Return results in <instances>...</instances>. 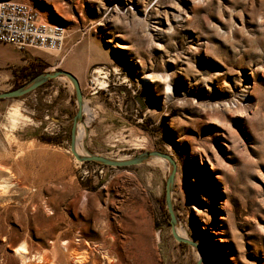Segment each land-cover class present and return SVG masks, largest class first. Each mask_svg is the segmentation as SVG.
Here are the masks:
<instances>
[{
	"label": "rangeland",
	"instance_id": "rangeland-1",
	"mask_svg": "<svg viewBox=\"0 0 264 264\" xmlns=\"http://www.w3.org/2000/svg\"><path fill=\"white\" fill-rule=\"evenodd\" d=\"M0 1L62 30L61 50L32 51L45 72L77 78L91 113L80 120L84 153L168 155L176 225L203 249L202 264H264V0ZM13 57L0 46L1 66ZM96 71L108 72L104 83ZM17 80L2 74L0 93L26 83ZM76 111L65 77L0 100V182L10 183L0 193V264L11 241L26 240L37 257L56 237L68 241L67 264L83 250L89 264L106 252L114 264H195V248L171 236L169 163L76 160Z\"/></svg>",
	"mask_w": 264,
	"mask_h": 264
},
{
	"label": "water",
	"instance_id": "water-1",
	"mask_svg": "<svg viewBox=\"0 0 264 264\" xmlns=\"http://www.w3.org/2000/svg\"><path fill=\"white\" fill-rule=\"evenodd\" d=\"M59 77H65L71 82L73 89H74V93H75V100L77 103V111H76V113L73 117V121H72V128H71V134H70V145H69V150L72 153L73 157L80 162H93V163H96L99 165H103V166H107V167H113V168H125V167L136 166V165L143 163L144 161H147L151 157H159L161 159L166 160L169 163V165L171 166V170H170V174H169V176L165 182L164 204L166 206V210H167V213L169 216V225H170L171 236L178 243L186 244L188 246L195 248V250L199 254V258L197 259L195 264H202L205 261V253H204L203 249L200 246H198L196 243H194L188 239L178 237L174 231V226H176V218H175V215L173 212L170 194H171V189H172L174 174H175V163L168 155L153 151V152L141 153V154H139V155H137L131 159H127V160H112V159H108V158H104V157L96 156V155H92V154H88V156H86V157H80L75 153V151H74V134H75L76 123L78 121H80L81 117H82V112H81L82 94H81V90H80L78 80L72 73H70L68 71H64V70H59V71H55V72L43 71L41 74L35 76L31 80H29L28 82L23 84L22 86L14 89V90H11V91L0 93V100L21 97L23 95H26V94L34 91L35 89H37L40 86L47 83L48 81H50L52 79L59 78Z\"/></svg>",
	"mask_w": 264,
	"mask_h": 264
},
{
	"label": "built area",
	"instance_id": "built-area-1",
	"mask_svg": "<svg viewBox=\"0 0 264 264\" xmlns=\"http://www.w3.org/2000/svg\"><path fill=\"white\" fill-rule=\"evenodd\" d=\"M62 39L60 28L40 23L37 13L24 4L0 1V43L23 52L26 48L59 51ZM95 74L103 82L108 72L96 71ZM91 84L97 91L104 89V86L97 87L94 82Z\"/></svg>",
	"mask_w": 264,
	"mask_h": 264
},
{
	"label": "bare ground",
	"instance_id": "bare-ground-1",
	"mask_svg": "<svg viewBox=\"0 0 264 264\" xmlns=\"http://www.w3.org/2000/svg\"><path fill=\"white\" fill-rule=\"evenodd\" d=\"M83 111L87 115L86 121H88L91 113H87V110L85 107V102L82 99V101H81V112H83ZM75 127L76 128H75V134H74V151L78 156L86 157V156H88V154L84 153L80 148L82 146L81 145L82 139L86 137V130H85L86 126L84 124L80 123V121H78L76 123ZM6 137H8V136H6ZM148 161L151 165L165 166V160H163L159 157H151L148 159ZM214 178H217V177L214 176ZM9 184L10 183L7 180V178L4 179L3 181L1 180V182H0V193H1V195L4 194V192L9 188ZM170 198H171V194H170ZM0 200H1V198H0ZM3 202H5V201H3ZM48 212H50V211H46V213H48ZM174 231L178 237L187 239L186 235H185L186 234L185 231L180 229L177 225L174 226ZM3 234L4 235H3V238L1 241L6 240V234L5 233H3ZM52 241H50V243H49L50 249L48 251H43L37 257H36V254H34L31 250L33 248H31L30 244H28L26 242V240H22L21 243L18 245H16L17 240L11 241V242L8 241L10 244H8V246H6V247H7V249H9V254L2 256L3 257L2 264H9V261L10 262L13 261L14 264H60L61 262H64L65 264H67L68 260L66 259V257H65L66 255L64 253L68 252V249H67L68 241H64V240H61L62 242L57 241V237L55 238V241H53V242ZM83 246L89 247V244L87 242H84ZM88 254L89 253L88 252L86 253L84 250H83V253H81V254L80 253L74 254V253L69 252L68 257L75 264H89L88 263L89 262L88 261V258H89ZM93 257H94V255H93ZM197 257L199 258V254ZM99 260H101V261L97 262L94 259H92L90 264H114V262L117 261V259H115L114 257H111L107 252L100 254Z\"/></svg>",
	"mask_w": 264,
	"mask_h": 264
},
{
	"label": "crops",
	"instance_id": "crops-1",
	"mask_svg": "<svg viewBox=\"0 0 264 264\" xmlns=\"http://www.w3.org/2000/svg\"><path fill=\"white\" fill-rule=\"evenodd\" d=\"M0 46L3 47V49H13L15 52V57H13L10 60H7L6 64L4 66L0 65V76L3 74V76H15L17 81H25L28 79L22 78L24 74L30 76L31 73L37 70H42L40 66L43 67V62L40 60V57L37 56L32 49L26 48L25 52L19 51L9 45L6 44H0ZM9 61H13L12 63H9ZM41 68V69H40ZM45 69L42 70V72Z\"/></svg>",
	"mask_w": 264,
	"mask_h": 264
},
{
	"label": "trees",
	"instance_id": "trees-1",
	"mask_svg": "<svg viewBox=\"0 0 264 264\" xmlns=\"http://www.w3.org/2000/svg\"><path fill=\"white\" fill-rule=\"evenodd\" d=\"M41 73H42V70H37V71H34L33 73H31L30 76L24 74V75L22 76V78H26V77H28V79L25 80L26 82H28L29 80H31L32 78H34L35 76H37V75H39V74H41ZM22 85H23V84H16V86H14L12 90H14V89H16V88H18V87H20V86H22Z\"/></svg>",
	"mask_w": 264,
	"mask_h": 264
}]
</instances>
